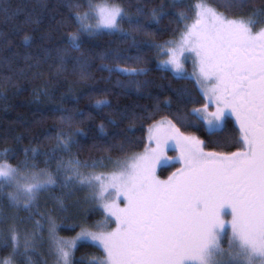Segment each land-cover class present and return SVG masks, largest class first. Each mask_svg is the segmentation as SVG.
I'll use <instances>...</instances> for the list:
<instances>
[{
    "label": "snow or ice",
    "instance_id": "snow-or-ice-1",
    "mask_svg": "<svg viewBox=\"0 0 264 264\" xmlns=\"http://www.w3.org/2000/svg\"><path fill=\"white\" fill-rule=\"evenodd\" d=\"M182 3L172 0L168 7L175 9ZM0 5L7 16L9 6L4 0ZM66 7L76 9L69 17L76 31L56 49L57 74L65 72L72 59L80 77L88 79L91 53L82 50L81 38L110 35L129 42V49H136L137 55L120 49L102 54L100 59L108 61L100 67L109 74L106 81L113 75L123 77L117 79L116 87L125 95L133 88L138 93L145 90L151 81L141 77H147L151 69L122 65L145 62L134 33L151 35L148 26L159 25L169 15L165 6L152 9L147 24L143 22L147 15L144 8L137 5L133 13L124 0H89L82 13L80 4ZM175 15L182 27L173 39L143 44L156 49L157 57H166L160 60L162 71L171 72L177 81L193 82V90L202 97L201 106L189 110L187 105L200 101L188 89L178 87L163 101L156 97L147 115L120 111L119 122L107 121L113 128L129 122L122 134H113L111 142L106 140L105 151L125 153L115 159L109 155L80 160L73 149L80 147L78 137L86 133L63 129L55 137H47L55 140L50 152L26 148L24 159L16 164L11 162L14 148L0 151V250L10 249L2 264H48V259L34 258L45 243V224L47 256L53 264H264V6L250 9L249 0H198L192 16L187 11ZM25 22L38 24L39 19ZM124 24L128 28L122 27ZM33 43L32 36L26 34L22 46L29 51L23 53V59L29 68L47 60L51 53L43 48V57L34 56L30 51ZM72 52L80 56L71 57ZM189 55L195 57L190 76L185 73ZM33 60L35 65L29 63ZM102 91L107 93L108 89ZM34 95L39 103L49 91L45 87ZM92 107L103 111L112 104L96 100ZM162 110L172 113L173 119L164 117L151 124L143 151L130 153L138 145L129 135L135 122L153 119ZM56 113L60 124L69 126L84 116L80 110L69 113L62 107H56ZM229 117L234 118L238 134L217 140L216 146L239 145L236 151H205L204 140L181 131L203 128L208 136H220ZM105 129V124L99 126L104 138ZM19 139L15 137L17 142ZM173 146L179 153L174 159L180 167L161 180L157 167ZM39 156L45 157L43 168L37 163ZM53 162L55 171L51 170ZM81 192L82 199L77 195ZM46 194L53 206L41 211L40 200ZM70 207L82 209L71 216L72 224L66 223ZM21 212L27 216L21 217ZM97 212L103 219L89 223V214ZM37 216L40 219H35ZM28 221L32 222L31 230L22 228ZM76 228L75 236L59 235L61 229ZM82 247H94L96 252L77 257Z\"/></svg>",
    "mask_w": 264,
    "mask_h": 264
},
{
    "label": "trees",
    "instance_id": "trees-1",
    "mask_svg": "<svg viewBox=\"0 0 264 264\" xmlns=\"http://www.w3.org/2000/svg\"><path fill=\"white\" fill-rule=\"evenodd\" d=\"M103 0H92L100 2ZM212 3L213 0H208ZM80 4L79 11H86V5L89 0H4V5L8 7V14L0 11V151L6 147L15 149V158L11 161L16 164L24 159V149L36 147L40 152H50L55 144L56 133L63 129L71 132H84L86 135L78 137L80 147L73 149V154L79 153L80 160L99 159L100 157L112 156L113 159L122 157L125 153L107 152L106 140L111 142L115 133H123V130L129 128V122L119 123L118 128L107 126L109 119H117L119 122V112L127 110L135 111L141 115H147L152 112L153 105L156 103V97L160 101L172 94L171 90L183 87L192 92L193 98L200 101L197 104H189L187 108L200 107L202 97L196 95L193 90V82L189 80L177 81L171 72L162 71L155 61L156 49L144 47L143 42L163 44L178 33L182 24H177V17L174 11L181 9L187 10V5L182 3L178 8L168 7L169 0H124V6L131 12H135V6L144 8L147 14L143 22L148 23L150 13L154 8L165 6L164 10L169 13L165 16L159 25L150 24L148 32L134 33L137 43L141 45V54L144 63L139 65H122L126 67H147L151 69L147 77H141L151 81L148 87L136 92L135 89L125 95L121 89L116 87L117 79L123 80V77L113 75L111 81H106L109 74L100 70L102 64L108 61L101 60L100 56L110 49L127 50L130 56L137 55L136 49H129V42L120 41L115 36L101 35L95 38L83 36V51L91 53L90 68L88 69L89 78L82 79L79 75V69L75 66V60L70 59L67 64V70L57 74V53L56 49L64 46L69 33L76 31L69 19L74 15L76 9H69L67 4ZM3 6V5H0ZM264 6V0H249V7L260 8ZM224 11L223 9H219ZM238 14V13H237ZM233 15L232 13L228 14ZM39 19V23H26L27 19ZM264 23V20H262ZM259 25V24H258ZM128 28L127 24L122 25ZM29 34L33 38V47L30 49L34 56L43 57V48L51 50L47 60L41 59L39 65L29 68L23 59V53L29 51L22 46L23 38ZM44 37L45 39H41ZM18 54V55H17ZM71 57H78L80 53L72 52ZM10 61L11 63H6ZM36 64V60L29 61ZM47 88L49 96L40 97V102H36L34 93L38 89ZM108 89L105 93L102 90ZM96 100H108L112 104L111 109L100 111L92 107ZM56 107H62L69 113L80 110L84 113L83 117L78 118L71 126L61 125L59 113L53 114ZM147 109V112L143 110ZM176 110L173 105L172 112ZM167 117L173 119L172 113L160 111L154 114L153 119L137 120L134 128L129 135L138 142V145L130 149L131 152L142 150L146 145V130L155 121ZM105 124L107 137L99 131V126ZM184 133H195L207 144V150L213 151H233L237 146L229 148H220L216 146V141H222L225 137L237 135L236 128L229 120L226 124V130L220 136H208L203 128H182ZM20 137L19 142L15 137ZM119 138V137H118ZM128 153V154H130ZM65 160L68 156L63 157ZM45 157L39 156L37 163L40 168L45 167ZM51 170L55 171V163L51 165ZM165 169L160 171L164 175ZM59 189L56 190L59 194ZM100 213L89 214V222L100 218ZM76 230V229H75ZM64 235H71L75 231L59 230ZM94 247H82L76 252L80 257L85 253H95ZM8 249L0 250V257L7 256Z\"/></svg>",
    "mask_w": 264,
    "mask_h": 264
},
{
    "label": "rangeland",
    "instance_id": "rangeland-1",
    "mask_svg": "<svg viewBox=\"0 0 264 264\" xmlns=\"http://www.w3.org/2000/svg\"><path fill=\"white\" fill-rule=\"evenodd\" d=\"M101 2H103V1L94 2V3H101ZM169 2L172 3V0H169ZM197 2H198V0H183V3L184 4H188L187 5V10L186 9H181V10L174 11V12L176 14V13H179L181 11H187V13L190 16H192L194 14V6L196 5ZM259 26L260 25H258V27ZM156 53H157V50H156ZM156 53H155L154 58H155V61H156L157 66L161 68L162 66L160 65V60L161 59H166V57H163V56L157 57V54ZM194 59H195L194 55H189V56H187V59L185 61V73L187 75H189V76L192 74V72L194 70ZM212 110H214V109H212ZM159 120H157V121H159ZM233 121H234V118H233ZM234 123H235V121H234ZM147 130H148V128H147ZM147 130H146V144L148 143V140H147V135H148ZM185 134L196 135L194 133H185ZM143 149L142 150H139V151H136V152H142ZM205 151H209V150L205 149ZM178 155H179V153L174 149V146L173 147H170V148H168L166 150V153H165L166 160L161 165H159L157 167V175H158V177L161 180L167 179V177L169 175H171L172 172L176 171V169L178 167H180V164L177 163L176 160L174 159L175 157H178ZM162 169H165V171H166L164 173V175L160 174V171ZM77 195L82 199L83 196H84V193L81 192V193H78ZM73 199H75V198H73ZM69 204L71 205V201H69ZM40 205H41V211H48V210H50L52 208L53 202H52L51 198L48 197L47 194H46L45 196H42L41 197ZM77 211H82V209L81 210H77V209H73V208L70 207V213H69V217L70 218L67 219L66 223H68V224L74 223V219H72L71 216L74 213H76ZM19 215L21 217H26L27 216V213L21 212V213H19ZM35 219H40V217L37 216V217H35ZM102 219H103V216L101 215L100 218H98L97 220H94L93 222H89V223H95L96 221H99V220H102ZM228 219H230V217H228ZM57 222L59 223L60 221L58 220ZM31 223H32L31 221L26 222V224L23 225L22 228H28L29 230H31ZM112 227H115V224L114 223H113ZM78 231H79V228H76L75 232L73 234H71V235H64L61 232H59V235L61 237L69 238V237L75 236L76 235V232H78ZM42 236H43V240L45 241V243L39 249L40 255H36L34 258L37 259V260H39V259H48V264H53V261L51 260V258L47 256V252H48V243H47L48 233H47V225L46 224H45L44 229L42 230ZM226 244H227V241L225 240V246H226ZM9 253H10V249H8L7 256H5L3 258L0 257V264H2V262H3L4 259H6V258L9 257Z\"/></svg>",
    "mask_w": 264,
    "mask_h": 264
},
{
    "label": "flooded vegetation",
    "instance_id": "flooded-vegetation-1",
    "mask_svg": "<svg viewBox=\"0 0 264 264\" xmlns=\"http://www.w3.org/2000/svg\"><path fill=\"white\" fill-rule=\"evenodd\" d=\"M231 121L232 122V124H233V126L236 128V131H237V134H238V127L236 126V124L234 123V121H233V118H231V117H229L228 118V121ZM227 124V123H226ZM195 134V133H194ZM198 136V135H197ZM199 137V136H198ZM238 147H239V145L237 146V148L235 149V150H237L238 149ZM206 149V148H205ZM235 150H233V151H235ZM209 151H213V150H209Z\"/></svg>",
    "mask_w": 264,
    "mask_h": 264
}]
</instances>
